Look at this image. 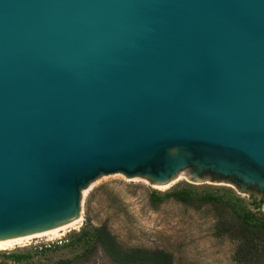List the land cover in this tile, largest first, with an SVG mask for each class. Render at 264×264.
<instances>
[{
  "label": "water",
  "instance_id": "95a60500",
  "mask_svg": "<svg viewBox=\"0 0 264 264\" xmlns=\"http://www.w3.org/2000/svg\"><path fill=\"white\" fill-rule=\"evenodd\" d=\"M118 174L264 209V0H0V242Z\"/></svg>",
  "mask_w": 264,
  "mask_h": 264
},
{
  "label": "rangeland",
  "instance_id": "374dc122",
  "mask_svg": "<svg viewBox=\"0 0 264 264\" xmlns=\"http://www.w3.org/2000/svg\"><path fill=\"white\" fill-rule=\"evenodd\" d=\"M81 217L80 228L63 238L0 251V264H18L5 254L31 256L20 264H117L97 240L100 229L123 251L164 253L172 264H264V209L228 185L184 179L163 190L138 178L106 176L83 192ZM59 238L69 245L41 250Z\"/></svg>",
  "mask_w": 264,
  "mask_h": 264
},
{
  "label": "trees",
  "instance_id": "16d2710c",
  "mask_svg": "<svg viewBox=\"0 0 264 264\" xmlns=\"http://www.w3.org/2000/svg\"><path fill=\"white\" fill-rule=\"evenodd\" d=\"M174 197L184 203L190 201V197L185 193H176ZM255 200L253 195L250 196ZM263 202L258 203V208H261ZM98 242L104 246L110 257L117 264H172L171 258L160 252H144V251H123L118 247L114 240L107 234L105 229H100L97 232ZM5 259H12L15 263H22L31 259L30 255H4Z\"/></svg>",
  "mask_w": 264,
  "mask_h": 264
},
{
  "label": "bare ground",
  "instance_id": "6f19581e",
  "mask_svg": "<svg viewBox=\"0 0 264 264\" xmlns=\"http://www.w3.org/2000/svg\"><path fill=\"white\" fill-rule=\"evenodd\" d=\"M182 180H184V178L181 177V176H179V178L176 181H174V182H172V183H170L168 185H165V186H157L156 185V186L159 189L166 190V189L170 188L171 186H173L175 183H177L179 181H182ZM82 220L83 219H82V217L80 215V217L77 219V222L75 224H73L72 226L68 227V228H65V229H62V230H59V231H56V232H52V233H49V234H46V235H40V236L23 238V239H17V240L0 242V251L12 250L16 246L22 245V244H24L26 242H30L31 240L38 239V238H44V237H62V236H64V233H66V232L68 233L69 230H77V229H79L80 226H81V224H82ZM56 240H58V239H56ZM50 241H55V240H50Z\"/></svg>",
  "mask_w": 264,
  "mask_h": 264
},
{
  "label": "built area",
  "instance_id": "2783aa9c",
  "mask_svg": "<svg viewBox=\"0 0 264 264\" xmlns=\"http://www.w3.org/2000/svg\"><path fill=\"white\" fill-rule=\"evenodd\" d=\"M67 245H69V241L66 240L65 238L64 239L60 238L57 241L48 242L45 246L41 248V250L42 249H52V248H57V247H66Z\"/></svg>",
  "mask_w": 264,
  "mask_h": 264
}]
</instances>
